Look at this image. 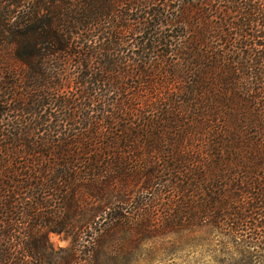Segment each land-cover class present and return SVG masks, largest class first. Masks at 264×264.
<instances>
[{
    "label": "trees",
    "instance_id": "16d2710c",
    "mask_svg": "<svg viewBox=\"0 0 264 264\" xmlns=\"http://www.w3.org/2000/svg\"><path fill=\"white\" fill-rule=\"evenodd\" d=\"M203 225L264 251V0H0V264Z\"/></svg>",
    "mask_w": 264,
    "mask_h": 264
},
{
    "label": "rangeland",
    "instance_id": "374dc122",
    "mask_svg": "<svg viewBox=\"0 0 264 264\" xmlns=\"http://www.w3.org/2000/svg\"><path fill=\"white\" fill-rule=\"evenodd\" d=\"M91 264H264V251L252 256L241 243L208 225L187 230L102 235ZM54 246H66L70 237L49 233Z\"/></svg>",
    "mask_w": 264,
    "mask_h": 264
}]
</instances>
